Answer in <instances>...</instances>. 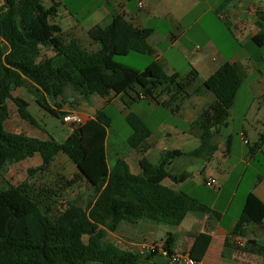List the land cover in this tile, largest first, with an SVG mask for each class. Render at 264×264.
Masks as SVG:
<instances>
[{
	"label": "trees",
	"instance_id": "1",
	"mask_svg": "<svg viewBox=\"0 0 264 264\" xmlns=\"http://www.w3.org/2000/svg\"><path fill=\"white\" fill-rule=\"evenodd\" d=\"M232 0H226L224 6ZM61 3L53 1L46 7L43 0H4L0 7V172L11 162L39 155L42 163L28 169L29 179L42 173L58 157H66L74 166L72 178L62 177L57 184L27 181L19 186L0 188V264H142L155 255L142 256L128 251L124 256L106 247L88 245L85 236L94 235L100 227L115 232L122 221L135 224L150 219L180 225L190 211L211 214V208L189 194L163 184L166 178L180 183L187 174L172 175L166 169L180 156H204L212 148V137L225 124L238 91L243 85L239 67L225 62L208 77L204 86L215 100L201 114L204 130L201 145L193 152L167 150L157 163L147 157V140L152 131L134 114L127 116L132 134L128 144L140 155V172L131 171L127 160L119 158L108 167L107 138L111 117L99 110L60 142L42 139L6 129L10 118L9 101L16 106L19 117L31 126L42 129L29 111L27 100L14 92L26 88L36 104L47 113L61 118V105L67 88L83 100L99 95L110 102L113 98L139 87L138 99H151L156 104L170 105L172 100L190 98L198 71L189 74H168L158 61L143 70L116 61L117 56L131 53L154 56L149 43L153 29L133 24L123 11L113 13L111 22L91 27L87 35L98 50L85 47L83 41L64 32L57 23ZM260 31L252 41L264 47V11L258 13ZM215 128V133L211 128ZM259 140L264 143V133ZM264 178L259 174L257 187ZM78 182L92 191V198L82 202L58 199L60 191ZM264 227V202L250 192L231 235L256 245L249 227ZM190 256L202 261L211 244V234L192 237ZM176 236L168 233L162 248L173 253ZM228 245V239H226Z\"/></svg>",
	"mask_w": 264,
	"mask_h": 264
},
{
	"label": "rangeland",
	"instance_id": "2",
	"mask_svg": "<svg viewBox=\"0 0 264 264\" xmlns=\"http://www.w3.org/2000/svg\"><path fill=\"white\" fill-rule=\"evenodd\" d=\"M53 1L61 3L57 23L65 29H70L77 23L86 24L87 17L90 13L102 4H108V6L112 8V4L110 3L112 0H43V4L49 7L52 5ZM245 2L246 3L235 1L234 4L237 8L241 5H244L241 6L243 8L248 6L252 7L251 0ZM132 6H134V4H132ZM256 10L258 11L259 9L257 8ZM154 26H157V24H154ZM162 26H164V24ZM232 32L236 35V32ZM232 32L224 22H219L217 24L215 20L212 21L211 17L207 16L201 23L184 34L181 37V41L191 50H197L195 47L204 48L206 43L208 44L211 42H214L219 47H224L234 42ZM87 40L91 43L88 37ZM81 41H84L83 45L85 47H89L87 43H85V40L82 39ZM251 46L254 50H260L258 51L260 52L259 57L263 59L264 47H258L254 43H252ZM230 49L231 48H227V51H229L228 53L232 51ZM165 56L166 58H172V65L181 75L186 76L189 74L191 66L188 65L187 61L178 56L175 49L165 52ZM115 59L135 69H143L145 62L152 61L153 58L148 55L131 53L127 56H117ZM253 67L256 68V71L251 76H249L251 73L250 69L246 70V75L241 72L243 85L237 93L233 106L229 110V115L225 124L221 125L218 132L212 137V144H220L226 149L229 148L226 160L223 157H219L223 166L222 170L224 171L213 169V166H215L217 162L213 161L212 158H208L205 155L206 153L204 156L189 155L176 159V165L179 170L189 174V178L183 181V186L185 187L181 191L191 194L192 191L197 190L198 193L202 195L203 203H206L210 198L216 196L219 188H221L223 190L221 196L222 200L233 197L230 203L229 217L237 212L241 197L253 191L252 187L256 182L257 176L259 174H264V143L259 140L260 134L264 133V97L259 96L255 88L257 84L258 87L263 90V60L261 64L254 63ZM206 79L207 75L201 72L196 83L191 88L194 94L192 93L191 97L187 98L185 101L181 98L172 100L168 106L156 104L151 99H138L137 96L140 93V89L136 86L120 96L113 98L108 103L103 102L102 108H100L101 106H95L91 100L85 102L80 94L73 92L71 88H67L64 97L59 99L58 102L61 105V114L65 113V111L61 110L65 104L71 106L70 110L74 111H78L76 108L79 105L86 106L87 104V106L91 108L97 107L98 111L104 110L111 117L109 140L110 165L112 166L114 164L116 157L124 156L125 159L129 161L131 169L135 171V165L132 162L135 151L127 145V139L132 134V129L127 122V116L129 114L137 115L144 124L151 129L152 134L149 139V143L152 147V153L149 155L151 161L156 162V157L162 150L179 148L184 152L192 151L201 143L204 131L201 127L200 105L201 103L205 104L208 102L207 96L214 98V95L204 86ZM204 92H208L210 95H205ZM14 95L29 102V111L38 120L42 129H37L22 120L17 113L15 104L9 101L10 118L6 122V129L9 132L22 133L27 136L39 137L42 139H49L50 137L60 142H63L67 136H69L71 130L62 123L61 118L55 117L42 110L36 104L34 95L26 88L16 90ZM152 106L156 108L154 111ZM83 122H85L84 117ZM210 130L212 133L216 131L214 127ZM242 132L246 134L249 144L243 143L240 136ZM254 152L255 155L252 156L251 154ZM147 153L148 152H146V154ZM41 163L42 160L39 155L9 163L0 172V188H6L9 185L19 186L26 181L29 184H33L34 187H39V183L41 182L43 184H49V182L57 184L62 177L67 179L72 178L75 172L72 163L66 157L60 156L52 162L46 171H44V175L40 173L36 177L29 179L28 169L36 168ZM233 169L234 171L231 172ZM243 170V175L237 183V176ZM211 171L213 173H211ZM210 178L216 180V184L213 187H208L205 184L206 180ZM91 198L92 191L87 185L81 182H78L70 188H65L63 191H60L58 195V199L62 204L66 201H80L83 204H87ZM136 231L137 228L132 230L130 223L123 221L118 232L127 237H133L132 239L134 240H138L139 238H137L135 234ZM252 231L253 233L256 232L258 237L263 236L264 240L263 226H258L252 229ZM92 237L101 238L102 234L101 232H97L92 235ZM84 240L87 242L89 237L85 236ZM105 244H110V240H105ZM255 247H257L255 244L251 245V248ZM115 252L119 256H124V250H122V248H115ZM155 262L156 264H162L164 259L158 257L155 259ZM142 264L150 263L145 259Z\"/></svg>",
	"mask_w": 264,
	"mask_h": 264
},
{
	"label": "crops",
	"instance_id": "3",
	"mask_svg": "<svg viewBox=\"0 0 264 264\" xmlns=\"http://www.w3.org/2000/svg\"><path fill=\"white\" fill-rule=\"evenodd\" d=\"M225 1L226 0H112L110 2L112 4V8H110L108 4H102L98 6L87 17L86 24L77 23L70 29H65L63 26H60L63 28L64 32H68L69 35L80 40H85V43H87V45L92 50H98L99 46L97 44L88 42V30L97 24L104 26L108 25L111 22L113 13L117 11H123L126 14L127 19L133 24L139 25L141 27H149L154 30L151 37L149 38V43L154 49V56L151 57L153 58L152 61L145 62L143 69L151 62L158 61L168 74H180V72L172 65V58H166L165 56V52L175 49L180 58H183L188 62L189 66L198 71V75L203 72L208 78L225 62H230L233 65L238 66L239 70L243 74H245L246 70L250 69L251 73H248H250L249 76H251L256 71V68L253 67L254 63L261 64L263 60L264 65V55L263 59H261L259 57L260 52H258L260 50H254V48L251 46L253 43L252 38L260 31L258 13L264 11V0H251L252 7L248 6L244 8L241 7L244 5H241L239 8H237L234 2L241 1L246 3L245 1L248 0H232L228 5L224 6ZM132 4H134V6H132ZM257 8L259 9L258 11L256 10ZM207 16H210L212 21L215 20L217 24L219 22H224L228 25L231 32H236V35L232 32L234 36V42L224 47H219L214 42H211L208 44L206 43L204 48L195 47L197 50H191L187 45L182 43L181 37L201 23V21ZM154 24H157V26H154ZM163 24L164 26H162ZM227 48H231L230 50L232 51L228 53L229 51H227ZM255 88L257 93H259L258 95L264 97V81L263 90L260 89L257 84L255 85ZM204 94L210 95L208 92H204ZM207 97L208 102L205 104L201 103L200 105V114H202L203 111L215 100V97ZM90 100L95 106H101L100 108H102L103 102H105V100L99 95H93L89 98V100H85V102ZM87 105H79L76 108L82 117L85 118V121L94 118L98 112L97 107L91 108ZM70 107L71 106L65 104L61 110L65 111L66 113L71 111ZM152 108L153 111L156 109L155 106H152ZM149 139L147 142V152L149 154L147 153L146 157L151 161L149 155L152 153V147L149 143ZM109 140L110 128L108 129L107 155L108 167L112 169L119 158L125 159V157H116L114 164L112 166L110 165ZM127 145L133 149L128 144V142ZM200 145L201 143H199L192 151L187 152H184L179 148L167 150H180L184 153H190L197 149ZM167 150H162V152H160L156 157L157 161L151 162H159L162 155ZM133 151L135 150L133 149ZM134 153L135 156L132 158V162L135 165V171L131 169V166L130 169L133 173L138 174L140 172L138 165L140 155L136 151ZM205 153L208 158H212L213 161L217 162V164L213 166V169L224 171L222 170L223 166L219 157H223L226 160L228 157L229 148L226 149L220 144H212V148L207 150ZM251 155L254 156L255 152ZM181 157L184 156L173 159L167 167L168 169H171L172 175L180 176L182 174H187L189 178V174L185 171L181 172L176 165V159ZM127 162L129 163V161ZM233 171L234 169L231 170V172ZM243 172L244 170L241 171L237 176V183L240 181ZM211 173L213 172L211 171ZM183 183L184 182L175 183L171 178H166L163 181L164 185L174 189L175 191H181L185 187L183 186ZM255 183L252 187L253 191L250 192H254L264 202V178L257 187H255ZM222 191L223 190L219 188L216 196L210 198L208 201H206V203H203L202 195L198 193L197 190L192 191L191 194L187 193L193 198L198 199L201 203L210 207L212 211L211 214L200 211H190L182 223L177 226L150 219H141L135 224L130 223L132 230L137 228L135 234L136 237L139 238L138 240L132 239L133 237H127L122 233L119 234L118 231L123 223L122 221L115 232H111L103 227H100L97 232H101L102 239L92 237V235H87L89 240L87 242L85 240L84 241L88 245L106 247L115 254H117L115 252V248H122L125 255L128 251L136 252V246L139 243L155 244L159 249H161L162 241H164L166 235L168 233H172L176 236V244L173 248V253H180L189 252L193 242L192 237L194 235L207 232L211 234L212 241L207 253L202 259L203 264H264L263 251H259L256 248H251V246H246V241H241L239 238L231 235V230L238 221L247 195L241 197L237 212L233 216L229 217L230 203L233 197L222 200ZM255 228V226L249 227V229ZM250 238L258 246L263 247V236L258 237L256 232H254L253 235H250ZM226 239H228V245H226ZM105 240H110V244H105ZM239 243H242L243 245H239ZM158 257L159 256H154L148 262L150 264H156L155 259Z\"/></svg>",
	"mask_w": 264,
	"mask_h": 264
},
{
	"label": "built area",
	"instance_id": "4",
	"mask_svg": "<svg viewBox=\"0 0 264 264\" xmlns=\"http://www.w3.org/2000/svg\"><path fill=\"white\" fill-rule=\"evenodd\" d=\"M4 5V0H0V7ZM62 123L67 126L71 132L83 124V117L78 111H68L61 116ZM241 139L244 144H249V140L246 137V134L242 132L240 134ZM205 184L208 187H213L216 184V180L210 178L206 180ZM239 245H243L239 243ZM136 253L147 256V255H155L162 257L164 259L163 264H203L202 261H197L193 259L189 252H180V253H171L169 254L163 248L159 249L155 244H147V243H139L137 244Z\"/></svg>",
	"mask_w": 264,
	"mask_h": 264
},
{
	"label": "water",
	"instance_id": "5",
	"mask_svg": "<svg viewBox=\"0 0 264 264\" xmlns=\"http://www.w3.org/2000/svg\"><path fill=\"white\" fill-rule=\"evenodd\" d=\"M166 169H168V167H166Z\"/></svg>",
	"mask_w": 264,
	"mask_h": 264
}]
</instances>
